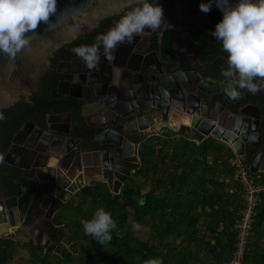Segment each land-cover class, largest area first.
Returning a JSON list of instances; mask_svg holds the SVG:
<instances>
[{
	"label": "water",
	"instance_id": "1",
	"mask_svg": "<svg viewBox=\"0 0 264 264\" xmlns=\"http://www.w3.org/2000/svg\"><path fill=\"white\" fill-rule=\"evenodd\" d=\"M159 2L163 5L169 26L157 31L156 48L148 44L150 49L146 51L135 44L139 40L135 37L131 43H123V49L118 48L111 59L104 58L102 52L99 66L95 69L82 65L79 57L61 62L57 73L69 76L70 80L61 79L51 91V100L46 102L36 99L39 79L46 72L52 54L73 42L62 30L63 26L88 9L98 11L104 18L118 15L125 9L128 0H58L59 10L73 4L80 7H70L51 29L41 23L34 30L36 34L32 35V48L17 56L14 67L8 57L0 53V90L3 91L0 111L22 100L49 109L37 126L26 122L4 154L5 164L37 169L38 178H31V185H22V197L15 199L27 201L33 192L46 198L55 195L60 199V208L73 196L78 183H70L61 168L69 171L77 169L83 179L89 177L86 176V169L90 166L98 170V176L113 184V192L118 193L139 163L136 145L128 136L150 130L149 123L153 117L165 123L171 117L181 118L186 125L180 133L186 130L188 138L198 144L209 137L225 139L250 173H264V141L260 124L264 98L261 91L251 93L245 89L240 97L232 98L225 92V78L221 71L226 66V59H219L221 64L215 61L205 69L190 73L176 67L171 51L167 54L162 52L161 38L168 29L199 31L213 37L211 33L215 26L211 13L216 6L204 13L199 8L202 0ZM99 21L91 14L77 20L78 23L94 26L91 29L86 26L80 36L96 28ZM61 66L72 68L70 72H64ZM197 79L208 83L212 79V82L220 83L219 95L226 108L230 109L229 114L221 115L224 111L222 105L214 111L210 109L201 87L196 84ZM247 97L251 99L249 103ZM58 104H63L64 108L57 114L52 109ZM29 124L35 127V133L27 129ZM21 135L29 141L16 146L15 138ZM9 158L14 159L11 161ZM43 169L56 171L51 176L46 175ZM2 173L12 176L10 172ZM39 173L44 177L41 178ZM46 186L52 189L48 191ZM25 188L29 196H26ZM1 220L0 234L9 233V225ZM44 239L38 244L45 247L46 252L53 250L59 254L65 248L62 244L56 246L48 235ZM70 245L77 248L76 243Z\"/></svg>",
	"mask_w": 264,
	"mask_h": 264
},
{
	"label": "trees",
	"instance_id": "2",
	"mask_svg": "<svg viewBox=\"0 0 264 264\" xmlns=\"http://www.w3.org/2000/svg\"><path fill=\"white\" fill-rule=\"evenodd\" d=\"M217 9L211 13L214 26L220 21ZM195 34L215 40L199 31ZM68 55L66 59L76 56ZM49 75H55L54 69ZM59 77L43 96L37 94L38 101L49 100ZM1 111L5 118L0 120V162L24 123L38 116L34 121L40 124L48 109L22 100ZM134 142L139 163L118 193L99 176L83 178L56 212L53 224L61 228L64 244H77V254L46 252L33 241L18 245L2 236L0 264H144L156 257L163 264H230L239 242L235 224L244 208L234 151L220 139L209 137L198 144L172 130ZM260 176L264 182V173ZM101 206L117 221L112 239L104 244L86 234L82 224ZM243 258L244 264H264V194L259 196Z\"/></svg>",
	"mask_w": 264,
	"mask_h": 264
},
{
	"label": "clouds",
	"instance_id": "3",
	"mask_svg": "<svg viewBox=\"0 0 264 264\" xmlns=\"http://www.w3.org/2000/svg\"><path fill=\"white\" fill-rule=\"evenodd\" d=\"M214 5L223 14L211 35L227 53L226 66L221 69L225 92L238 98L245 89L251 93L264 90V0H202L199 8L208 13ZM70 7L79 9L80 6L73 4L59 10L58 0H0V53L5 54L14 67L17 56L32 48L34 30L41 23L51 29ZM125 8L123 14L117 13L119 19L106 32L96 35L93 43L72 48L88 69L99 66L101 47L104 55L109 56L113 49L125 42L131 43L146 30L156 32L169 26L159 0H128ZM90 14L98 21L104 18L98 11L88 9L69 20L62 30L70 41L79 39L86 26L94 27L77 22ZM0 95H3L2 90ZM4 118L3 111H0V120ZM82 224L84 232L100 244L110 241L112 230L117 227L112 213L102 206ZM144 264H163V259L152 258Z\"/></svg>",
	"mask_w": 264,
	"mask_h": 264
},
{
	"label": "flooded vegetation",
	"instance_id": "4",
	"mask_svg": "<svg viewBox=\"0 0 264 264\" xmlns=\"http://www.w3.org/2000/svg\"><path fill=\"white\" fill-rule=\"evenodd\" d=\"M124 10H126V8ZM217 10L218 9L216 7V11ZM120 14H123V11ZM222 15L223 14L221 11L218 12L216 15V19L221 20ZM117 19H119V15H114V16H109L107 18H104L98 22V26L96 28L80 36L79 39H76L73 42L57 49L49 59L50 64L47 67L46 72L39 79V87L35 91V95L37 96V94L39 93L40 96H43V93L45 92V88H47V86H49L54 81L55 76H60L57 79V84L61 79L70 80L69 76L57 73L59 63L67 62L72 59L78 58L77 56H74L69 59H66L65 57L68 54H71L73 52L72 48L76 45H79L81 41H85L87 44L93 43L95 41L96 35L100 32H106L108 28L111 27L113 23L115 22V20ZM183 31L185 30L175 31L172 29H168L164 32L161 38L162 52L164 54H167L169 51H171L172 53L171 55L173 56L172 60L173 62H175L176 67L179 68L180 71L186 70L187 72L193 73L195 71H199L201 69H205L209 67L215 61L221 64V62L219 61V59L221 58L226 59L227 53L222 49L221 43L217 41L215 38H214L215 40H209L205 37L201 38L202 36L200 37L198 34H195V32L194 34H185V33H182ZM156 33L157 31L150 32L146 30L144 34L137 36L139 40L138 42H135V44L144 47L146 51H149L148 48L150 49L148 44H151V46H154L156 48L158 46L157 45L158 38H157ZM121 45H119L116 49H113L112 52L109 54V56H106V57H109L111 59L112 56H114L118 52V48L123 49ZM102 52H103V48L101 49V55H102ZM104 58H105V55H104ZM81 64L84 65L83 62H81ZM71 68L72 66H69L67 68L64 66H61V69L64 72H70ZM51 69H54L55 75H49V72ZM42 79H44V83H41ZM209 81H211V83H208L207 81H203L202 79L196 80V84H198L201 87V93L203 94V96H206L204 100L208 102V104L210 105V109L212 111H214L215 108L218 107L219 105H222L224 107V111L221 113V115L229 114L230 109L226 108L221 96L219 95V90L221 89L220 88L221 85H219L220 83L212 82V79H210ZM197 90H198V87H197ZM261 93L264 98V90H262ZM49 100H51V93L49 96ZM49 100H46V101H49ZM250 100H251L250 97H247L246 99V101H248L247 103H249ZM63 108H64L63 104H58L52 110L54 113L57 112L58 114V112L60 113V111ZM70 108L72 109V107ZM232 110L233 112H236L234 111V109ZM260 112H261V117H263L261 118L260 124L262 127V135H263V141H264V109H260ZM37 117H31L26 122L29 121L36 125L38 123L34 121V118H37ZM173 120H178V118L173 119ZM28 128L31 130L32 133L36 132L34 131L35 127L30 126V124L27 126V129ZM183 133H186V130ZM134 136H139V138H141L144 135L142 134L131 135V136H128V138L134 142L135 141V139L133 138ZM15 139H16V146L21 145L23 141L25 142L29 141V139L23 135L18 136ZM221 141H223L229 146V144L227 143L225 139H222ZM15 150L19 151V149H15ZM263 150H264V144H263ZM137 155H138V148H137ZM3 158H4V155L2 156L1 162H0L1 163L0 164V218H2L1 221L2 222L6 221V223L9 225L10 231L12 229L11 227H15L14 229H17V230L25 231L26 235L29 237V241H33L37 244L39 241L40 242L45 241L44 239L45 235H48L50 239L53 234H55L56 237L59 236L61 228L58 226H54L53 219H54L56 212L61 208V207L59 208L60 199L57 198L55 195L48 196L50 198H46L43 196L40 197V196H37L35 192H33L32 196L27 201L26 200L18 201V199H15L14 197H17V196L22 197L21 192H20V187L22 185H31L32 184L31 178H34V179L38 178L36 177L37 169L34 168L33 166L30 168L22 169V168L13 166L11 164H5ZM13 159L14 158H9V160L11 161H13ZM2 170L5 172H10L14 178L10 176L9 173L8 174L2 173L3 172ZM39 175L41 178L44 177L43 174L41 175L39 173ZM80 177L81 176L78 175L77 177L73 179L68 178V180L70 181V183L73 181L74 183H77L81 180ZM47 189L48 191H50L52 187L46 186V190ZM25 190H26V196H29L30 193L28 189L25 188ZM32 235H33V238L31 239ZM4 236L6 235H3V237ZM0 237H2L1 234H0ZM51 241H54V240L51 239Z\"/></svg>",
	"mask_w": 264,
	"mask_h": 264
},
{
	"label": "built area",
	"instance_id": "5",
	"mask_svg": "<svg viewBox=\"0 0 264 264\" xmlns=\"http://www.w3.org/2000/svg\"><path fill=\"white\" fill-rule=\"evenodd\" d=\"M237 164L238 170L235 178L240 182L244 191V208L240 219L235 224L239 242L230 264H244L247 236L255 222L259 196L264 194V182L260 174H250L239 158Z\"/></svg>",
	"mask_w": 264,
	"mask_h": 264
},
{
	"label": "crops",
	"instance_id": "6",
	"mask_svg": "<svg viewBox=\"0 0 264 264\" xmlns=\"http://www.w3.org/2000/svg\"><path fill=\"white\" fill-rule=\"evenodd\" d=\"M186 123V122H185ZM184 121L181 120V118H179L178 120H173V119H170L168 122H164L162 120H155V117L152 118V122L151 124L149 123V129L147 132L143 133L142 135H146L148 133H151V134H162V133H165L166 130H172V131H181L184 127H185V124ZM134 139H137L139 138V136H134L133 137ZM138 148V145H136V149ZM264 159V158H263ZM263 169H264V161H263ZM60 169V168H59ZM61 172L63 174H65V176L67 178H71L70 176L72 175L73 178L77 177L79 174H78V171L77 169H74V171H69L68 169H64V168H61ZM55 170H51V171H47L46 169H43V172L47 175H51L53 176L55 174ZM99 173H98V170L97 169H94L93 166H90L86 169V176H97ZM261 174V173H260ZM100 178L107 182L103 177L100 176ZM108 185L113 187V184L109 183L108 182ZM12 229H14L15 227H11ZM11 229V230H12Z\"/></svg>",
	"mask_w": 264,
	"mask_h": 264
},
{
	"label": "rangeland",
	"instance_id": "7",
	"mask_svg": "<svg viewBox=\"0 0 264 264\" xmlns=\"http://www.w3.org/2000/svg\"><path fill=\"white\" fill-rule=\"evenodd\" d=\"M179 132V131H177ZM180 133V132H179ZM151 133H148L146 134L145 136H148L150 135ZM155 134V133H154ZM157 134V133H156ZM98 176V175H97ZM71 179H73V176H71ZM3 235H6L11 237L12 239H14L16 241V243L18 245H21V244H25L29 241V237L26 235L25 231H22V230H17V229H14V230H11L9 233H6V234H2ZM33 238V235L31 237V239ZM38 242V241H37ZM40 242V241H39ZM56 244V246H59L62 244V246H64L65 248L62 249L61 253L65 250H70L71 252H73V254H77V248L76 246H72V245H66L63 243L62 239L57 236V239L55 241H52ZM51 252H54L53 250ZM60 254V253H59ZM18 262V260H16Z\"/></svg>",
	"mask_w": 264,
	"mask_h": 264
}]
</instances>
